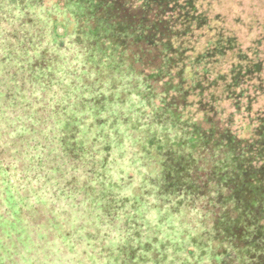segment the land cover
<instances>
[{"label": "trees", "instance_id": "trees-1", "mask_svg": "<svg viewBox=\"0 0 264 264\" xmlns=\"http://www.w3.org/2000/svg\"><path fill=\"white\" fill-rule=\"evenodd\" d=\"M229 1L0 0V264H264V15Z\"/></svg>", "mask_w": 264, "mask_h": 264}, {"label": "rangeland", "instance_id": "rangeland-1", "mask_svg": "<svg viewBox=\"0 0 264 264\" xmlns=\"http://www.w3.org/2000/svg\"><path fill=\"white\" fill-rule=\"evenodd\" d=\"M231 1H229V5H225V8H228L230 10V12H233L231 6ZM233 8L238 10V7L241 9H244L243 11L247 14H251L252 12H259L260 14L264 15V4L262 5L259 2H257V0H237V1H233ZM254 31L258 32V33H263L264 34V30L261 27V25L259 23H257L255 25V29Z\"/></svg>", "mask_w": 264, "mask_h": 264}]
</instances>
